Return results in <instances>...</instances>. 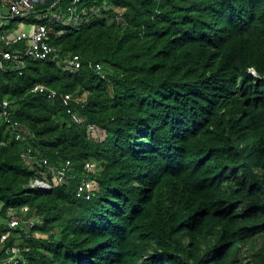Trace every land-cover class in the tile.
<instances>
[{"label":"trees","instance_id":"16d2710c","mask_svg":"<svg viewBox=\"0 0 264 264\" xmlns=\"http://www.w3.org/2000/svg\"><path fill=\"white\" fill-rule=\"evenodd\" d=\"M55 2L38 8L67 11L73 0ZM82 9L80 28L50 25L60 57H80L78 72L27 58L0 73V99L27 139L0 123V264L13 247L16 264H264V0H81ZM8 49L0 41V60ZM38 85L71 94L72 113ZM27 149L70 161L65 181L32 188L46 169L22 157ZM90 179L93 196H78ZM11 217L24 222L9 230Z\"/></svg>","mask_w":264,"mask_h":264},{"label":"built area","instance_id":"2783aa9c","mask_svg":"<svg viewBox=\"0 0 264 264\" xmlns=\"http://www.w3.org/2000/svg\"><path fill=\"white\" fill-rule=\"evenodd\" d=\"M50 0H0V28L6 27L4 31L0 33V41L6 45L9 49L1 52L2 59L0 60V73L6 68L7 62H13L16 64V68L23 70L26 67V59L33 58L39 60L52 59L59 66L65 70L71 72H78L82 66V61L79 56H69L65 59L60 57V50L55 45L50 43V25L63 24L64 26L73 25L77 28L83 23V17L88 20V11L82 9L78 12V4L81 0H73L72 5L68 7L67 11L52 10L40 11L38 6L45 4ZM60 0H56L55 5H59ZM53 6V7H54ZM1 8L7 9V14H4ZM107 8L105 5L93 7L95 14H101L103 9ZM32 15H37L38 20L48 19L47 22H33L29 32L21 29V24L18 23L16 29L8 28L9 24L17 19H25ZM62 30L58 35H61ZM97 69H101L100 65L95 66ZM34 92H39L47 95L49 99L59 100L63 106L67 108L68 113H72L71 103L73 98L71 94L60 93L48 86L38 85L33 89ZM75 101V100H74ZM73 120L77 124L83 123V119L77 115L72 114ZM0 123H4L8 126L11 135L16 141L24 143L27 139L23 133L22 124L14 118V111L12 109V103L8 99H0ZM98 128L94 125L88 127V134L92 138H99L97 135ZM22 157L26 160L32 159L41 167L46 169V178L43 180L35 179L31 182V187L37 192H45L52 188V184L58 185L63 183L68 177V169L71 165L70 161H67L61 167L54 164H50L47 159L42 161L37 160L32 156L31 149H27L23 152ZM86 168L88 172L97 169V165L94 163H87ZM78 196H85L88 199L93 196L94 192L98 188V183L92 179L89 181H80L78 184ZM28 210L25 209L24 212ZM24 222L23 218L11 217L7 220V226L9 230L17 229ZM9 237V233H3L1 235V242H6ZM11 253V257L8 262L10 264H16L20 249L13 247L8 250Z\"/></svg>","mask_w":264,"mask_h":264},{"label":"rangeland","instance_id":"374dc122","mask_svg":"<svg viewBox=\"0 0 264 264\" xmlns=\"http://www.w3.org/2000/svg\"><path fill=\"white\" fill-rule=\"evenodd\" d=\"M1 10H2V12H3L4 14H7V9H6V8H1ZM21 29H24V30L27 31V32L31 31V30H29L30 28L27 27V26H21Z\"/></svg>","mask_w":264,"mask_h":264},{"label":"clouds","instance_id":"9594fccd","mask_svg":"<svg viewBox=\"0 0 264 264\" xmlns=\"http://www.w3.org/2000/svg\"><path fill=\"white\" fill-rule=\"evenodd\" d=\"M251 72H252L253 74H255V72H254L253 70H251Z\"/></svg>","mask_w":264,"mask_h":264}]
</instances>
